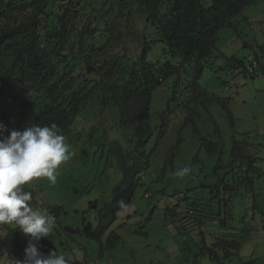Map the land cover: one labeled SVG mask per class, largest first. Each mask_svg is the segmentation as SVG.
<instances>
[{
    "label": "rangeland",
    "instance_id": "rangeland-1",
    "mask_svg": "<svg viewBox=\"0 0 264 264\" xmlns=\"http://www.w3.org/2000/svg\"><path fill=\"white\" fill-rule=\"evenodd\" d=\"M92 1L99 6V17L105 20V24L97 25L94 16H87L79 8L78 19L74 20L77 26L70 38V47L74 50L81 48L83 56L93 55L100 63L109 60L110 55L118 56L124 52L121 64L130 66L146 40L151 48L147 55L149 60L161 63L179 61L178 57L170 55L156 28L145 21L142 13L124 17L118 10L119 0ZM201 2L204 7L212 4V0ZM85 17L92 22L90 29H94V37L86 35L81 43L75 30ZM113 21H117L119 31L123 33L122 44L117 41L107 43L106 34L109 32L106 29ZM231 23L218 33L213 54L203 62V71L196 78L201 88L209 95L221 98L220 102L199 98L187 104L184 94L186 96L188 89L184 91L183 88L196 76L194 68L190 67H185L179 80L178 75L171 77L154 91L149 113L153 136L144 144L149 164H144L136 173L138 186L133 198L127 209L117 213V219L107 229L102 248L100 242L86 238L78 230H82L84 223L96 224L99 207L96 209L95 203L100 206L108 200L123 177L116 162V151L130 152L133 144L130 130L119 123L116 107L106 106L103 112L98 95H93L76 118L75 129L64 134L73 154L58 169L56 183L39 178L28 184L33 193L34 208L45 211L49 206L62 207L54 227L57 238L46 245L45 238H42L39 242L42 251L47 253L46 248L56 250L65 255L69 264H242L251 259L264 264V0H256L247 6ZM99 34L103 35L99 37ZM249 56L257 60L252 69L246 71L236 67V59L243 61L246 67L250 65ZM173 90H177L178 95L166 111ZM228 110L232 113L233 123ZM1 112L0 120L3 121L4 113ZM28 114L29 109L23 115L24 120L11 119L5 126L8 130L22 131L30 125ZM162 114L165 117L164 136L154 145ZM194 126L198 131L193 130ZM94 128L96 130L92 132ZM201 136L220 144L224 165L220 173L227 170L225 166L236 141L244 143L250 154L257 158L256 170L251 173L254 185L250 188L245 183L236 184L233 213L227 221L228 226H223L222 230L219 224L216 227L211 221L200 229L195 226L177 229L172 218L165 214L168 207L174 206L185 195L209 193L204 185L215 181L212 169L217 156L204 151ZM176 142L178 147L170 163L166 159ZM196 155L199 160L194 164ZM185 167L191 171L184 177L175 175ZM177 210L182 212V207ZM66 227L75 230L73 236L68 235ZM180 230L176 240L174 234ZM112 231L120 240L107 248V238ZM200 231L209 247L212 241H216V234L229 232L225 234L228 238H221L237 244L236 249H230L235 253L223 257L218 251L219 258L213 259L209 253L199 252ZM27 236L20 230L21 238ZM110 243H113L112 239ZM0 264L17 263L2 256Z\"/></svg>",
    "mask_w": 264,
    "mask_h": 264
},
{
    "label": "trees",
    "instance_id": "trees-1",
    "mask_svg": "<svg viewBox=\"0 0 264 264\" xmlns=\"http://www.w3.org/2000/svg\"><path fill=\"white\" fill-rule=\"evenodd\" d=\"M255 1L212 0L209 7H204L201 0H119L118 10L122 16L131 17L134 13H142L145 21L156 28L170 55L179 58L177 63L151 61L147 56L151 48L143 40L136 59L130 66H122L123 60L119 58L99 64L94 62L93 55L83 56L81 48L74 50L70 47L79 8L87 16H94L97 25L105 24V20L99 17V6L96 7L92 0H0V111L4 113L3 121L0 122L24 120L23 115L29 109L30 125L37 123L50 126L55 123L64 135L75 129L76 118L92 95L97 93L101 98V106H115L120 125L130 130V141L133 144L131 152L120 149L116 151L123 177L108 200L100 206L95 203L94 207H99L97 221L94 226L91 223L83 224L82 232L86 237L102 244V238L107 228L117 219V213L127 209L133 198L138 186L136 173L142 167L141 163L149 164L148 155L142 154L140 148L152 135L149 113L153 92L168 78L179 76L185 67H190L194 68L196 76L183 88L184 91L188 89L186 96L184 94L187 104L199 98L220 102L221 98L209 95L196 78H199L203 70L202 62L213 54L221 29L231 25L232 19ZM91 26L92 22L85 17L75 30L81 43L86 35L94 37ZM106 31L110 33L106 34L107 43L121 41L122 33L116 21ZM102 35L99 34V37ZM120 57L123 59L125 56ZM89 65H94L96 70L88 73ZM235 65L245 69L241 60L236 59ZM116 73L119 77L115 76ZM101 84L104 85L103 92ZM173 87L176 88L177 84L174 83ZM176 92L173 90L168 98L166 111L177 98ZM229 118L233 123L230 112ZM164 126V121L158 125L160 132L156 144L163 138ZM193 130L198 131L195 126ZM91 137L92 134L89 139ZM200 140L201 147L208 155L217 156L212 169L215 181L208 186L204 185L209 193L185 195L174 206L168 207L165 214L172 218L177 229L190 226L200 229L207 221L214 220L216 227L219 224L222 230L223 226H228L227 221L233 213L234 192L238 188L236 184L245 183L250 188L254 185L251 173L256 169V157L250 154L244 143L236 141L231 149L229 163L225 166L227 170L220 173L224 166L220 144L205 136H201ZM177 147L178 142L171 146L166 161L173 162ZM198 160L196 155L194 164ZM242 169L246 172L245 176L240 174ZM229 173L230 177H227ZM240 177L241 180L238 179ZM27 186L26 190L30 191ZM180 206L182 212L177 210ZM51 208L52 214L57 217L62 207ZM180 232L174 234L176 240ZM200 233L202 238L199 252L209 253L213 259L219 258L215 248L223 251V257L235 253L230 249H236L237 244L221 238H228L225 234L229 232L216 235L217 241L212 242L210 247L204 239V233ZM17 234L15 224H0V258L6 253L11 261L24 259L27 245L24 246ZM111 239L113 243H110ZM119 240V235L113 231L108 236L107 248L113 247ZM242 264H259V260L251 259Z\"/></svg>",
    "mask_w": 264,
    "mask_h": 264
},
{
    "label": "clouds",
    "instance_id": "clouds-1",
    "mask_svg": "<svg viewBox=\"0 0 264 264\" xmlns=\"http://www.w3.org/2000/svg\"><path fill=\"white\" fill-rule=\"evenodd\" d=\"M118 43L122 44V41ZM121 55H124V52L122 54H119L118 56L110 55L109 60L101 63L105 64L106 62L112 61L114 58H119L123 60L120 57ZM248 60L250 61V65H248L247 67L244 65L246 70L252 69L257 64V60L252 56H249ZM94 62L96 61L94 60ZM96 63L101 64L100 62H96ZM202 67L204 68V64L202 65ZM90 69H93L92 71H94L96 70V67H94V65H89L87 69L88 73L91 72ZM184 70L185 69H183L182 71ZM181 72L179 73L178 78L180 77ZM115 76L119 77V74L116 73ZM103 89H104V85L101 84L102 92ZM95 94L98 95L97 93H94L93 95ZM93 95L90 101L94 97ZM97 98H98L97 100L101 101L100 95H98ZM99 105L100 107H102L101 102ZM102 109L104 112V108ZM159 120L160 123H162L163 121L165 122V117L163 114ZM158 125H157V129H158ZM150 128L152 130V135H151L152 137L153 129L151 126ZM8 131L9 130L5 126V123L3 124L2 122H0V224H15V227L18 229V234H17L18 239L21 242H23L24 246L27 245L26 248L24 249V253H25L24 259L22 261L17 260L12 262H15L17 264H69V261L64 254L62 253L58 254L56 250L55 251L48 250L47 248H46L47 253H45L40 249V244H39L42 238H45V241H43L45 245L48 242L53 241L54 238H57L55 235L54 227L56 225V219H58L61 215L62 208L59 209V215L57 217H55L52 214L51 206L47 207L45 211L37 210L36 208L33 207L32 204L33 193L31 191L26 190L25 188V185L27 186L28 184H30V182L39 178H47V180L50 183L52 184L56 183L58 176V169L60 168L61 165L68 162L73 154L70 151V147L68 143L66 142V137L60 132L58 126L55 123L51 124L50 126L49 125L41 126L37 123H33L30 126L25 127L22 131L20 130H11V132ZM159 132L160 129H158L157 137ZM5 133L8 134L6 135ZM151 137L149 138V140L151 139ZM155 144H156V140L154 145ZM140 149L142 151V154L143 153L146 154L147 150L144 148V146L141 147ZM143 158H145V155H143ZM116 162H117V158H116ZM143 163L144 162L141 163V166L144 165ZM118 168L122 170L119 165ZM190 171H191L190 168L185 167L177 171L175 175L179 177H184ZM240 174L245 176L246 175L245 170L242 169V172ZM238 179L241 180L242 177ZM27 188L30 190L28 186ZM55 206H59V205H55ZM213 223L215 225L217 224L216 222H214V220H212V224ZM20 230L24 234L29 235L30 237L27 236L25 238H21ZM66 230L68 235L73 236V233L75 232L74 229H72L71 227H66ZM82 230L81 231L78 230V232H80V234H83ZM216 235H220V234H216ZM215 240L217 241V238ZM107 245H108V238H107ZM231 249L233 250L235 248L231 247ZM215 250L217 251V254L218 251H220L223 255L222 250H220L219 248H215ZM2 256H5L9 260L6 253L3 254Z\"/></svg>",
    "mask_w": 264,
    "mask_h": 264
}]
</instances>
